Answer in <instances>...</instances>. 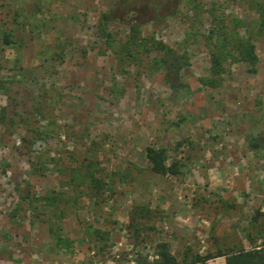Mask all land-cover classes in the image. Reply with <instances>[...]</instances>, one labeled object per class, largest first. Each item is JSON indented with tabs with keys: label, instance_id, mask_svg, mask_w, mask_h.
<instances>
[{
	"label": "rangeland",
	"instance_id": "obj_1",
	"mask_svg": "<svg viewBox=\"0 0 264 264\" xmlns=\"http://www.w3.org/2000/svg\"><path fill=\"white\" fill-rule=\"evenodd\" d=\"M262 131L264 0H0V264H225L262 242Z\"/></svg>",
	"mask_w": 264,
	"mask_h": 264
},
{
	"label": "trees",
	"instance_id": "obj_2",
	"mask_svg": "<svg viewBox=\"0 0 264 264\" xmlns=\"http://www.w3.org/2000/svg\"><path fill=\"white\" fill-rule=\"evenodd\" d=\"M105 19H110L111 14H104ZM218 34L217 31L212 30L211 35L215 36ZM239 41L238 38H233L228 35L222 36L223 47H228L233 44L234 41ZM241 50L240 55L237 56L235 54H226L223 50H211L210 58H211V71L214 75L219 76L225 73V65L224 62L226 58L230 55L236 62H245L249 63L253 67L258 62V55L256 54L255 45L250 41H241ZM163 50L166 54H173L172 49L167 46H163ZM173 68V67H172ZM250 71H255L251 69ZM206 84V81L201 80ZM214 86V85H213ZM247 146L251 150H263L264 151V131L259 133L256 136H250L246 140ZM147 158L152 165V169L154 172L161 175H178L180 170L176 168L174 165L167 164V156L162 149H156L153 147L147 148ZM262 214L259 213L258 216ZM264 216V214H263ZM256 220H258L256 218ZM260 238L262 242L259 245H253L250 249H230L226 254H219L218 256H224L226 259L225 264H264V228L260 229ZM249 239H253L252 234H248ZM157 256L159 260H157L156 264H204L210 258L207 256H202L201 254H194L190 252L189 254H185L183 258L179 259L177 256L171 253L168 244H159L158 245V253ZM217 257V256H216Z\"/></svg>",
	"mask_w": 264,
	"mask_h": 264
}]
</instances>
